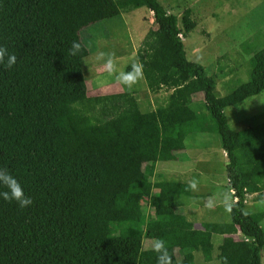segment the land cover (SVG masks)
<instances>
[{"label":"trees","instance_id":"16d2710c","mask_svg":"<svg viewBox=\"0 0 264 264\" xmlns=\"http://www.w3.org/2000/svg\"><path fill=\"white\" fill-rule=\"evenodd\" d=\"M142 6L153 16L136 52L143 77L151 93L172 90L146 111L128 89L88 95L87 50L69 54L83 27ZM194 27L189 9L178 18L159 0H0V45L17 56L12 69L0 66V167L33 199L21 209L0 198V264H156L144 238L188 251L173 264H192V251L213 259L215 233L220 264H263L264 230L244 200L264 195V121L235 130L224 108L264 90V45L249 58L248 79L218 96L213 76L186 57ZM196 91L208 117L193 114ZM191 132L221 138L237 198L230 221L195 227L174 208L189 184L153 180L155 162L172 159Z\"/></svg>","mask_w":264,"mask_h":264},{"label":"rangeland","instance_id":"374dc122","mask_svg":"<svg viewBox=\"0 0 264 264\" xmlns=\"http://www.w3.org/2000/svg\"><path fill=\"white\" fill-rule=\"evenodd\" d=\"M159 1L168 12L177 15L178 18L181 17L185 9L190 10L195 27L185 38L186 57L203 65L207 72L213 76L216 83V95H226L236 84L248 79L249 58L253 51L255 52L264 45V0ZM152 23V12L142 6L90 23L78 31L76 40L87 50L82 58V70L88 95L109 94L128 89L134 93V97L143 111L152 110L166 101L167 97L163 96L166 89L163 88L158 91L161 94L154 95L155 93L148 90L144 77L131 89L121 84L115 75H109L101 56L102 53L114 52L118 69L129 71L132 64H139L136 52L151 29ZM245 41H248L247 45L242 44ZM245 46L247 48L244 49ZM219 64L223 66L224 72H220L217 68ZM192 95H195V100L190 105L191 108L208 117L209 112L203 101L202 92L196 91ZM224 111L228 123L235 130L264 121V90L237 104L226 107ZM96 116L99 120L108 118L100 111H97ZM210 120L213 122L211 118ZM187 157L202 161L201 164L206 163L203 161L205 159L210 161V165H206V169L209 170L207 171L208 178L219 176L218 180L226 181L227 158L223 155L221 138L218 133L194 132L187 138L186 154L180 155V159L184 160ZM198 188L204 193L210 190V186H198ZM192 197L200 199V196L190 197L181 194L176 198L179 212L183 202L186 203V208H189L192 201H194V206L195 203L200 204ZM261 198H264V195ZM260 199L257 195L247 197L245 210L261 222V227L264 230V206L257 203ZM214 201L215 199L211 197L210 202ZM146 211L152 213L153 209L148 208ZM202 212L204 214L203 210ZM219 214L222 222L230 221V213L220 210ZM193 217L195 219L196 215ZM200 219L197 218V221L201 222ZM201 220L203 221L204 218ZM219 237L216 235L214 240L216 241ZM154 243V240L149 238H144L142 242L145 249L153 248ZM169 252L173 259H179L181 254H188V251L178 249H170ZM193 259L192 264H220L217 258L211 262L205 261L199 251L195 252ZM262 263L264 264V251Z\"/></svg>","mask_w":264,"mask_h":264},{"label":"crops","instance_id":"0c3cea01","mask_svg":"<svg viewBox=\"0 0 264 264\" xmlns=\"http://www.w3.org/2000/svg\"><path fill=\"white\" fill-rule=\"evenodd\" d=\"M171 91H172L171 89L164 91L163 92L164 98L167 97L168 94L171 93ZM159 94H161V93L158 92V93H155L154 95L157 96ZM194 97H195V95H192V103H194V100H195ZM199 113H200L199 111L193 110L194 116H196ZM193 133L194 132H191L185 137V139L183 141V148L174 152L172 159L158 160L155 162V166H154L155 176H154L153 180L155 182L156 181H174V182L189 184L193 179H196L199 181L198 186H206V187L210 186V190L206 191L205 193L201 192L198 188V190H196V191H193L190 189L189 194H181V195H186V196H190V197L193 195L194 196L195 195L200 196V199H195V197L194 198L192 197V199L193 200L195 199L196 202H198L200 204L205 203L203 205L195 203V206H194V201H192L189 208H186L185 207L186 203L184 204V202H183V204L180 206V209H181L180 213L190 215V216L196 215L195 227L199 228L201 226V224H200L201 222L197 221V218H199V219L200 218L201 219H203V218L204 219L205 218L206 219H219L221 221V219H220L221 216H220L219 212H220V210H225V203L228 202L226 200V197H225L227 193H229L232 196V199L234 201H236L237 198L233 195L234 191L230 188L227 178L225 181L226 183L222 182L221 180H218L219 176H212L211 177L212 179L208 178L207 171H209V170L206 169V165H210V163H209L210 161L205 159L203 161L206 163L201 164L202 161H196L194 159L192 160L188 157L185 158L184 160L180 159V155L186 154V140L188 137L193 135ZM223 155L226 156V153L224 150H223ZM255 195H257V193L247 194L246 198L250 197V196H255ZM178 196H180V194H177V196L174 197V208L176 211H178V208H179L176 204V198ZM211 197H213L215 199L214 202H210ZM209 204H211L212 207H208L207 205H209ZM202 210L204 211V214H203ZM252 217L254 218V216H252ZM201 219H200V221H202ZM257 221L261 226V222L259 220H257ZM216 235H219L220 237L215 241L214 239H215ZM222 237H223V235L216 234V233L213 234V236H212L214 251H213V259L211 261H213L214 259L217 258V253H218L217 247L220 244L219 241L221 242ZM174 249H178V248H174ZM178 250L184 251L182 249H178ZM195 252H198V251H192V254L194 256H195ZM183 256H186V254H181V257H183Z\"/></svg>","mask_w":264,"mask_h":264},{"label":"clouds","instance_id":"9594fccd","mask_svg":"<svg viewBox=\"0 0 264 264\" xmlns=\"http://www.w3.org/2000/svg\"><path fill=\"white\" fill-rule=\"evenodd\" d=\"M82 51V45L78 41H72L69 49L70 55H77ZM104 64L109 75H115L116 79L127 88L131 89L141 79H143V65L134 63L129 71H120L117 67L114 52L102 53ZM17 63V56L10 53L6 46L0 45V66L5 69H12ZM199 181L193 179L189 183V188L193 191L198 190ZM0 198L4 201H15L17 205L23 209L33 204V199L28 196L19 180L5 167H0ZM225 211L231 213L233 211L235 201L230 194H226ZM260 206H264V198L257 201ZM212 207L211 204L207 205ZM152 250L156 255V264H173L172 255L169 252L165 240L157 238Z\"/></svg>","mask_w":264,"mask_h":264},{"label":"built area","instance_id":"2783aa9c","mask_svg":"<svg viewBox=\"0 0 264 264\" xmlns=\"http://www.w3.org/2000/svg\"><path fill=\"white\" fill-rule=\"evenodd\" d=\"M179 36H180L182 39H184V38L182 37V35H181V34H179ZM244 202L246 203V202H247V200L245 199V200H244Z\"/></svg>","mask_w":264,"mask_h":264}]
</instances>
